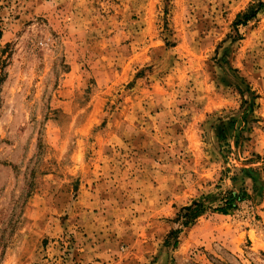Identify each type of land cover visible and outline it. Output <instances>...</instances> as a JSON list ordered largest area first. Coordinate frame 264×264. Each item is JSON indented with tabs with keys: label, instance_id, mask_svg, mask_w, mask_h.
<instances>
[{
	"label": "rangeland",
	"instance_id": "1",
	"mask_svg": "<svg viewBox=\"0 0 264 264\" xmlns=\"http://www.w3.org/2000/svg\"><path fill=\"white\" fill-rule=\"evenodd\" d=\"M0 264H264V0H0Z\"/></svg>",
	"mask_w": 264,
	"mask_h": 264
},
{
	"label": "trees",
	"instance_id": "2",
	"mask_svg": "<svg viewBox=\"0 0 264 264\" xmlns=\"http://www.w3.org/2000/svg\"><path fill=\"white\" fill-rule=\"evenodd\" d=\"M262 4H258L255 7H251L246 13L239 15L234 23V27L237 28L240 25H245L249 20L253 19L256 13L260 10ZM237 196L231 195L224 200H222V206L217 208V211L220 214L225 215L227 210L232 207L233 201ZM205 212L203 201H195L190 206L182 208L177 218L173 222L174 229L168 234L167 240H176L178 234L182 229L190 226L199 216Z\"/></svg>",
	"mask_w": 264,
	"mask_h": 264
}]
</instances>
